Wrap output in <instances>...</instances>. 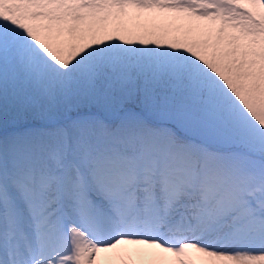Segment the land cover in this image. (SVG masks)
<instances>
[{"label":"snow or ice","instance_id":"snow-or-ice-1","mask_svg":"<svg viewBox=\"0 0 264 264\" xmlns=\"http://www.w3.org/2000/svg\"><path fill=\"white\" fill-rule=\"evenodd\" d=\"M0 264H264V0H0Z\"/></svg>","mask_w":264,"mask_h":264}]
</instances>
